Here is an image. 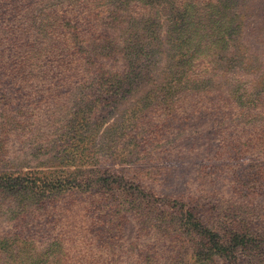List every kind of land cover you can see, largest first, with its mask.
I'll return each mask as SVG.
<instances>
[{"label": "rangeland", "instance_id": "obj_1", "mask_svg": "<svg viewBox=\"0 0 264 264\" xmlns=\"http://www.w3.org/2000/svg\"><path fill=\"white\" fill-rule=\"evenodd\" d=\"M184 1L195 10L188 6L187 20L174 15L172 24L190 35L214 28L210 7ZM237 1L221 0L239 35L222 56L226 68L213 65L211 89L195 86L174 120L157 114L148 148L136 147L144 137L141 126L137 138L126 126L124 152L136 151L141 161L121 164L114 152L123 145L125 126L116 124L142 91L126 93L116 109H107L104 86L128 77L119 43L126 33L108 51L98 46L106 40L94 31L97 26L68 14L78 30L63 29L53 17L67 15L71 0H0V237L39 231L33 221L37 206L70 223L66 234L99 236L102 224L91 226L88 218L111 212L105 227L116 226L126 248L142 249L144 243L135 239L140 235L158 237L147 242L152 253L146 264H191L193 251L206 249L213 253L210 264H264V0H241L234 14ZM125 16L121 27L129 23ZM164 67L166 62L157 75ZM105 178L114 181L111 198L100 193ZM34 182L43 184L45 196L33 194ZM184 205L198 206L195 217L205 226L197 232L175 213L183 216ZM21 219L25 226L17 227ZM191 232L199 233L194 246L184 240ZM235 237L240 245L224 257L222 244L228 240L232 248ZM73 254L78 257L77 249ZM194 263L207 264L204 257Z\"/></svg>", "mask_w": 264, "mask_h": 264}, {"label": "trees", "instance_id": "obj_2", "mask_svg": "<svg viewBox=\"0 0 264 264\" xmlns=\"http://www.w3.org/2000/svg\"><path fill=\"white\" fill-rule=\"evenodd\" d=\"M199 1L201 7L206 9L210 7V11L216 19L212 22L214 28H210V30L205 28L195 35H190L187 28L172 24L174 15L182 21L187 20L189 10L186 11V8L188 6L191 11L195 10V4L185 3L184 0H71V3L66 5L65 13L67 15L63 18L53 16L58 21H62L63 29H68L70 25L68 14L83 24L97 26L94 31H102L103 34L100 36L106 40V46L104 41L98 46L102 49L106 47L108 51H113L109 46L114 39L120 33H126L120 36L119 43L123 53L127 55L129 74L126 75L128 77L119 81V85L106 82L104 86L105 90L107 89L105 94L109 96L105 99V108L107 109L110 105L116 109L126 93L138 94L142 91L130 111L128 109L121 111V116L116 124L117 127L125 126L123 134L120 136L123 145L121 144L122 146L114 152L120 153L116 157L121 164H135L141 161L139 157H134L136 151L133 154L124 152L125 137H128L125 134L126 126L133 129L132 134L135 133L136 138L140 136L138 126H141L144 137L143 140L141 137V141L136 144V147L145 146L148 148L153 132L155 134L157 131V127H155L158 122L155 118L158 116L157 114L162 113L167 120H174V117L179 114L181 103L186 101L187 95L194 92L195 86H203L205 90L211 89L209 86H213V83L208 76L209 69L215 64L222 69L226 68V64H221L222 56L239 37L237 26L233 25L232 20L234 19L231 18L230 13L221 10V0ZM240 3L241 0L234 3L230 11L235 14V6L237 4L239 6ZM121 14H128L125 18L129 19V23L126 22L125 27H121ZM224 14L226 15L224 16ZM182 16L183 19H181ZM234 17L236 19V15ZM160 18L165 19L163 24H159ZM71 22L74 21L71 20ZM70 28L78 30L75 26L71 27L70 25ZM162 28L165 29L164 39L160 38ZM140 38H145V42L139 43ZM164 45L167 48H164ZM140 57L143 58L139 62L130 60ZM165 62L166 67L163 72L157 75L158 68ZM109 85H112L111 89H109ZM173 156L169 153L166 157L171 159ZM121 172L119 171L117 174H121ZM104 181L108 183L107 186L101 188L100 193L105 198H109L108 191L114 181L109 178H105ZM35 185L34 182L33 194L45 196L42 191L43 184L39 182L37 186ZM130 205L133 208L139 206L132 203ZM37 207L40 214L33 217V221H38L34 224H38L36 227L39 231L26 235H14L8 239L0 237L1 264H89V258L92 256L93 264H146L145 259L151 252L146 246L147 242L158 238L154 235H140L135 239L144 243L142 249L136 245L126 248L125 237L119 235L116 226L109 230L105 227L110 223L107 217L111 212L106 213V219L105 217L88 218V223L91 226L102 224L105 232L99 231L98 227L99 236L97 233L81 234L79 231L66 234L64 231L70 223L59 218L58 213L51 216L48 208ZM183 207L186 209L183 216L180 211L175 213L180 217H185L191 230L197 232L202 226H205L195 217L198 206L184 205ZM99 212L103 215V210H99ZM161 215L162 213H160ZM49 217H52L53 220H50ZM44 219V223H41ZM19 223L21 224L17 227L25 226L23 220ZM27 225L30 224L27 223ZM53 226L57 227L55 233L47 231ZM107 231L110 232L106 234ZM206 235L207 233L203 234L207 240H211L210 235ZM184 240L194 246L199 241V233L191 232L185 236ZM159 241L164 240L162 238ZM227 242L222 244L224 251L222 255L231 258V253L240 245V240L235 237L229 241V243H233L234 248H230L231 246H228ZM75 249L79 253L78 257L73 254ZM152 250L154 251V249ZM192 254L194 262L204 257L206 263L210 264L213 259V253L209 249H206L203 254L198 250L193 251ZM194 262L191 264H195Z\"/></svg>", "mask_w": 264, "mask_h": 264}]
</instances>
